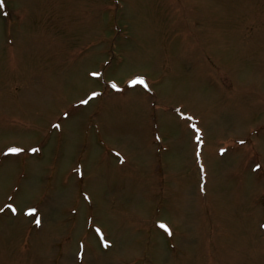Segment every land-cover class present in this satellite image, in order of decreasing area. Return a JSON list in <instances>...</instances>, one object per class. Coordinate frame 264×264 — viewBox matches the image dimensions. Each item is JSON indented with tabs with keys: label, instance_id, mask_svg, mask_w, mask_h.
Listing matches in <instances>:
<instances>
[{
	"label": "rangeland",
	"instance_id": "obj_1",
	"mask_svg": "<svg viewBox=\"0 0 264 264\" xmlns=\"http://www.w3.org/2000/svg\"><path fill=\"white\" fill-rule=\"evenodd\" d=\"M0 264H264V0H3Z\"/></svg>",
	"mask_w": 264,
	"mask_h": 264
},
{
	"label": "snow or ice",
	"instance_id": "obj_2",
	"mask_svg": "<svg viewBox=\"0 0 264 264\" xmlns=\"http://www.w3.org/2000/svg\"><path fill=\"white\" fill-rule=\"evenodd\" d=\"M3 7V0H0V8H2ZM37 223H39V221H37ZM162 227H164L163 225H162ZM165 230H167V229H165Z\"/></svg>",
	"mask_w": 264,
	"mask_h": 264
}]
</instances>
